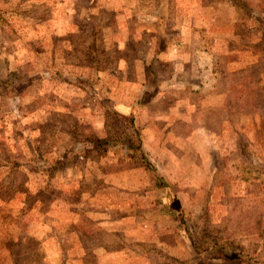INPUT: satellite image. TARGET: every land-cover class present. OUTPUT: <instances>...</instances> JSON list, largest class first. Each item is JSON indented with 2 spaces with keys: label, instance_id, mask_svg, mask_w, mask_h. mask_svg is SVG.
<instances>
[{
  "label": "rangeland",
  "instance_id": "rangeland-1",
  "mask_svg": "<svg viewBox=\"0 0 264 264\" xmlns=\"http://www.w3.org/2000/svg\"><path fill=\"white\" fill-rule=\"evenodd\" d=\"M0 59V264H264V0H0Z\"/></svg>",
  "mask_w": 264,
  "mask_h": 264
},
{
  "label": "trees",
  "instance_id": "trees-1",
  "mask_svg": "<svg viewBox=\"0 0 264 264\" xmlns=\"http://www.w3.org/2000/svg\"><path fill=\"white\" fill-rule=\"evenodd\" d=\"M127 18H128V16H127ZM0 69H3V70H0V73H4V74L6 73V68H5L4 60H1V59H0ZM6 75H8L9 78L10 77L17 78V75L14 72H12L11 74L10 73H6ZM15 82L16 81H14V82H12V81H6V82H4V80H1L0 79V90H5V89H8L9 90L11 88L14 89ZM120 108L122 110H125L126 109V112H127V110H129V107L126 108L124 106H121ZM120 143L123 145V147H124V149H125V151H126V153L128 155H130V153L135 152V151H136L137 154H138V152H140L139 151V148L138 147H135L133 145V142L130 139H127L126 137H124L123 139H121L120 140ZM138 155L141 156V153H139ZM142 158H143V156H142ZM143 160H144L146 166L148 168H150V164L148 163V161L145 158H143ZM164 186L165 185H163V187ZM225 259L227 260L228 258L225 257ZM237 261L238 260H235V259H232L231 260V262H234V263H237Z\"/></svg>",
  "mask_w": 264,
  "mask_h": 264
}]
</instances>
